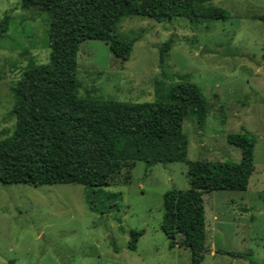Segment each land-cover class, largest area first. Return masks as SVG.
Instances as JSON below:
<instances>
[{
    "label": "rangeland",
    "instance_id": "obj_1",
    "mask_svg": "<svg viewBox=\"0 0 264 264\" xmlns=\"http://www.w3.org/2000/svg\"><path fill=\"white\" fill-rule=\"evenodd\" d=\"M212 5L228 19L122 17L117 32L136 40L125 62L107 43L85 40L78 53L79 94L144 103L166 100L174 85L195 84L205 104L202 121L194 112L183 126L190 161L240 162L242 148L229 136L251 133L255 170L248 189L204 195L207 239L200 264H264V0ZM6 13L11 22L0 39V141L15 131V87L25 68L31 61L48 63L51 53L50 14L0 0V20ZM166 42L172 48L162 65ZM204 49L220 53L201 54ZM188 188L184 162H137L97 194L75 184L0 183V264H192L190 250L170 247L161 228L164 194ZM133 231L143 233L136 250L129 247Z\"/></svg>",
    "mask_w": 264,
    "mask_h": 264
},
{
    "label": "trees",
    "instance_id": "obj_2",
    "mask_svg": "<svg viewBox=\"0 0 264 264\" xmlns=\"http://www.w3.org/2000/svg\"><path fill=\"white\" fill-rule=\"evenodd\" d=\"M213 1L19 0L24 9L51 15V53L46 64L29 62L15 87L17 122L13 135L0 141V183L75 184L97 194L114 175L137 162L148 167L184 162L189 166L190 188L164 194L161 228L170 247L188 248L192 264H200L207 239L204 195L248 189L255 170L254 136L249 132L229 136L231 143L242 148L240 162L187 160L189 140L183 126L191 113L200 116L205 104L198 86L180 83L171 87L166 100L125 103L81 97L77 70L85 40L103 41L115 58L129 60L136 40L117 32L122 17L158 22L179 17L192 22L228 19ZM10 22L11 15L6 13L0 20V39ZM171 48V42L160 48L162 65ZM142 235L132 232L130 249H137Z\"/></svg>",
    "mask_w": 264,
    "mask_h": 264
},
{
    "label": "water",
    "instance_id": "obj_3",
    "mask_svg": "<svg viewBox=\"0 0 264 264\" xmlns=\"http://www.w3.org/2000/svg\"><path fill=\"white\" fill-rule=\"evenodd\" d=\"M218 53H220V52L217 50H208V49H204L201 52V54H218Z\"/></svg>",
    "mask_w": 264,
    "mask_h": 264
},
{
    "label": "crops",
    "instance_id": "obj_4",
    "mask_svg": "<svg viewBox=\"0 0 264 264\" xmlns=\"http://www.w3.org/2000/svg\"><path fill=\"white\" fill-rule=\"evenodd\" d=\"M215 220H217V218L215 217Z\"/></svg>",
    "mask_w": 264,
    "mask_h": 264
}]
</instances>
